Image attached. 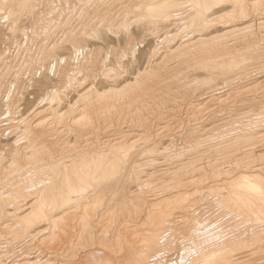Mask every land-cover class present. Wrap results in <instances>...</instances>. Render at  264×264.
<instances>
[{"label": "bare ground", "instance_id": "obj_1", "mask_svg": "<svg viewBox=\"0 0 264 264\" xmlns=\"http://www.w3.org/2000/svg\"><path fill=\"white\" fill-rule=\"evenodd\" d=\"M0 264H264V0H0Z\"/></svg>", "mask_w": 264, "mask_h": 264}, {"label": "rangeland", "instance_id": "obj_2", "mask_svg": "<svg viewBox=\"0 0 264 264\" xmlns=\"http://www.w3.org/2000/svg\"><path fill=\"white\" fill-rule=\"evenodd\" d=\"M141 49H142V48H141ZM142 50H143V49H142ZM140 51H141V50H140ZM32 87H33L34 90H36V87H35V86H32ZM32 87H30V88L27 90V92L25 93L27 100L30 99V98H33L32 96H30L31 92L33 93V91H34V90L32 89ZM29 90H30V91H29ZM34 92H35V91H34ZM72 95H73V94H72ZM71 97H72V96H71ZM27 100H26V101H27ZM177 101H182V100L178 99ZM155 116H156V117H155L156 119L154 120V122H155L156 125H158V123H159V121H160V120H158V119H159L160 116H157V115H155ZM150 117L153 118L154 115H152V116H150ZM161 122H163V121H161Z\"/></svg>", "mask_w": 264, "mask_h": 264}]
</instances>
